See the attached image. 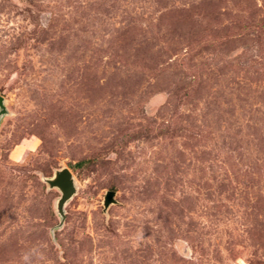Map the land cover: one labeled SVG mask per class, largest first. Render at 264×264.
<instances>
[{
	"label": "rangeland",
	"instance_id": "rangeland-1",
	"mask_svg": "<svg viewBox=\"0 0 264 264\" xmlns=\"http://www.w3.org/2000/svg\"><path fill=\"white\" fill-rule=\"evenodd\" d=\"M0 96V264H264V0H0Z\"/></svg>",
	"mask_w": 264,
	"mask_h": 264
},
{
	"label": "water",
	"instance_id": "water-1",
	"mask_svg": "<svg viewBox=\"0 0 264 264\" xmlns=\"http://www.w3.org/2000/svg\"><path fill=\"white\" fill-rule=\"evenodd\" d=\"M7 113L8 111L5 106L4 98L0 96V123ZM43 181L47 184L48 188H56L60 192V196L56 199L55 202V211L60 217L58 226H61L65 216L64 205L76 190L73 175L68 167H63L55 170L52 176L43 177ZM114 196L115 191H106L103 199L104 209H107L111 203L116 202Z\"/></svg>",
	"mask_w": 264,
	"mask_h": 264
}]
</instances>
